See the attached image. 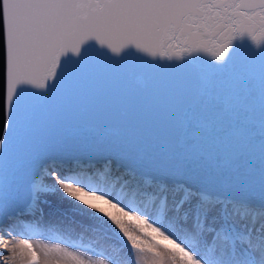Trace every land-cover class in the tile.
I'll use <instances>...</instances> for the list:
<instances>
[{
  "label": "snow or ice",
  "instance_id": "1",
  "mask_svg": "<svg viewBox=\"0 0 264 264\" xmlns=\"http://www.w3.org/2000/svg\"><path fill=\"white\" fill-rule=\"evenodd\" d=\"M0 23V264H264V0Z\"/></svg>",
  "mask_w": 264,
  "mask_h": 264
},
{
  "label": "water",
  "instance_id": "2",
  "mask_svg": "<svg viewBox=\"0 0 264 264\" xmlns=\"http://www.w3.org/2000/svg\"><path fill=\"white\" fill-rule=\"evenodd\" d=\"M2 45H3V31H2V23H0V57H2Z\"/></svg>",
  "mask_w": 264,
  "mask_h": 264
},
{
  "label": "bare ground",
  "instance_id": "3",
  "mask_svg": "<svg viewBox=\"0 0 264 264\" xmlns=\"http://www.w3.org/2000/svg\"><path fill=\"white\" fill-rule=\"evenodd\" d=\"M46 234V233H45ZM46 235H49V234H46Z\"/></svg>",
  "mask_w": 264,
  "mask_h": 264
}]
</instances>
